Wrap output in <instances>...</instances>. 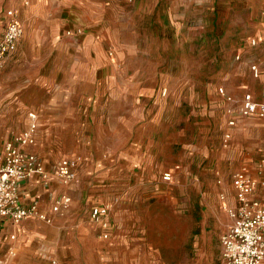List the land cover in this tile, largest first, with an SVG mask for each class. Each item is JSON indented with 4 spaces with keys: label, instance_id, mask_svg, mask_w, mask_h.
<instances>
[{
    "label": "rangeland",
    "instance_id": "obj_1",
    "mask_svg": "<svg viewBox=\"0 0 264 264\" xmlns=\"http://www.w3.org/2000/svg\"><path fill=\"white\" fill-rule=\"evenodd\" d=\"M87 1L91 12L87 24H79L82 35L72 39L64 30L75 24L64 25L58 34L63 41L37 44L30 51L41 56L48 51L98 53L103 58L96 63L104 83L118 79L111 70L120 68L130 73L121 77L126 83L138 79L142 85H152L154 96L166 86L163 118L147 125L150 140L70 139L65 132L41 131L36 146L49 171L59 158L97 146L105 153L104 165L79 178L72 207L51 222L26 218L15 231L9 223L0 224V264H52V260L56 264H218L220 237L228 225L220 207L218 176L223 182L231 176L218 168L226 152L221 88L226 90L227 81L235 84L240 64L251 72L252 63H242L244 56L264 53L255 47L264 35V0ZM102 13L104 20L121 17L127 22L113 26L112 20L107 21V28L92 25ZM45 31L41 29V36ZM48 58L53 69L49 72L55 73L61 59ZM35 70L14 68L8 70L11 78L2 77L0 149L5 139L26 126L32 101L41 96L34 81H29ZM67 73L47 76L51 81H69ZM134 146L142 160L131 169L105 161L109 151ZM146 155L149 161L144 163ZM170 167L176 168L174 178L165 180L162 171ZM53 184L56 191H64L59 181ZM36 188L33 199L47 208L51 194L37 195L44 188ZM87 195L109 204L110 236L104 238L95 229ZM10 241L17 246L11 258L7 257Z\"/></svg>",
    "mask_w": 264,
    "mask_h": 264
},
{
    "label": "crops",
    "instance_id": "obj_2",
    "mask_svg": "<svg viewBox=\"0 0 264 264\" xmlns=\"http://www.w3.org/2000/svg\"><path fill=\"white\" fill-rule=\"evenodd\" d=\"M56 1L57 0H0V38L7 20V9H12L14 11L23 28V33L17 42L15 51L6 57L3 67L0 69V84H3V75L7 78L12 77V74H10L8 70L14 68L19 69L21 67L25 69L26 67L37 69L29 80L30 82L34 81L36 92L41 93V96L34 98L35 100L32 101L33 103L30 107L33 109H29L36 112L38 123V127L35 131V143L29 148L34 150V152L42 158L47 168L45 158L42 157L40 151H37L38 149L36 146V136L39 135L41 131L48 135H57L61 132H65L70 139H91L96 141L106 138L111 140L137 139V141L145 138L148 140L152 139V133L147 125L159 122V120L160 122L162 121L165 102L162 97L167 92L166 86L162 87V89L166 88L165 93H163L161 89V91L154 96V88L152 85H142L141 81L138 79H132L131 82L126 83L124 81L125 79L122 78L124 75L129 77L130 73L128 74L125 70L120 68H113L111 70V73L117 76L118 79L111 80L109 83H104V78L101 79V75H99V71L102 70V68L98 69L97 65H99V62L96 63L99 60L100 62L103 61L102 56L98 53L78 54L72 51H48L44 52V56H41L39 52L30 51V49L33 50L37 44L57 45L59 39L63 41L58 34L64 25L75 24L73 28H67L74 33L72 35L67 34L72 39L76 40L80 34L82 35L83 32L76 34L75 30L81 27L79 24L86 23L89 20L86 18V15L88 11L91 12L90 8H88L91 1L59 0L58 2H60V4L58 2L56 3ZM100 6L101 8L99 7V10L102 9L103 11L105 6L103 4H100ZM105 20L103 19V13L99 14L97 20L92 23V25L96 27L101 25L107 28L109 27L106 25L107 21L112 20L111 23L113 26L123 25L127 22L122 21L121 17ZM88 27H90V25H88ZM43 28H46V34L41 36L40 32ZM30 29H33L31 33L29 32ZM35 29L36 31H34ZM67 29L64 30V34H66ZM259 38L257 46L255 47H259L264 52V35H262V37L260 35ZM250 40L251 39H248V42ZM49 56L61 59V61L55 65V73L49 72V70H53L48 66ZM82 61H86V65H84ZM242 63L246 65L249 63H256L259 67V75H254L252 64L249 67L252 73L247 71L246 68L243 69L244 67L240 64L241 71L234 82L235 84L227 81L226 90H222V100L224 102L222 144L225 133H231L228 144H224L225 146L223 145L226 149L225 154H223L225 160H220L218 163V168L223 171L224 175L227 171L231 172V176L228 179L225 177L226 180H224V182L223 177L220 175L218 176V182L219 185H221V190L219 191L220 207L226 213L225 216L228 221L227 228L223 233L227 231L232 222V217L224 205L227 204L230 207H235L238 204L234 186L235 171L241 167H246L251 176L260 178L261 175L258 173L257 166L258 163L264 159L263 119L257 115H244L239 109L246 92H250L253 98L257 100L262 99L264 96V53L259 56L252 53L250 56H244ZM46 69L49 75H59L62 72L65 73L68 71L69 73L67 74L71 76V79L69 81H58L56 78L55 81H51L49 76H47ZM38 70H42L40 74H38ZM133 70H135L136 73H143L141 69ZM27 73L28 70H25L24 76H27ZM37 75L40 79H33V77ZM77 77L78 79H76ZM262 83L263 87L261 86ZM230 119H234L235 123L230 124ZM26 120H28L27 117ZM41 125H43V128ZM146 129H148V131ZM80 135L83 137H80ZM7 139H5V141ZM5 141L0 152L3 151ZM139 153L140 151L136 149V146L127 148L125 151L117 147L112 152L109 151V159L105 161H107V164L110 166H125L129 170L142 160V156H139ZM65 156H75L78 159L77 174L73 180L68 183H62L55 175L50 174L48 176V183L43 184L41 175L34 174L24 183L21 193V200L23 202H28L33 199L31 192L35 186L38 187L36 189L44 188L42 192L36 193L37 195H42L44 192L49 195L51 194L48 207L43 208L40 203L39 207L42 211L46 212L52 220H54L57 214L62 213L54 211L52 207L54 197L61 192L53 188L55 186L53 183L59 181L64 187V191L62 192L70 195L71 199L69 205L63 212L68 211L75 201L72 198V194L74 195V188L79 178H82L85 172L97 171L100 166L104 165L103 157H105V153L102 148L97 146L93 149L89 148L87 151L75 150L71 154ZM147 161H149V159L146 155L144 163ZM165 171H169L171 173V178H174L173 174L176 171L175 167L165 169L162 173ZM217 173L220 172L217 171ZM223 194L225 195L224 198H222ZM254 196L264 197L263 185L258 187ZM85 201L91 203L90 209L94 205L105 202L98 200L96 197H93V195H87ZM6 223L11 224L13 231H15L20 221L14 224L9 218L1 217L0 224ZM93 223L98 234L101 236L103 231L99 225L95 222ZM111 229L112 221L109 218V227L107 230L109 236L111 235ZM11 236L14 238V234L9 235V238L13 239ZM9 246H14L16 253L17 246L15 243L11 242ZM218 264H224L221 237ZM262 264H264V262Z\"/></svg>",
    "mask_w": 264,
    "mask_h": 264
},
{
    "label": "built area",
    "instance_id": "obj_3",
    "mask_svg": "<svg viewBox=\"0 0 264 264\" xmlns=\"http://www.w3.org/2000/svg\"><path fill=\"white\" fill-rule=\"evenodd\" d=\"M7 20L0 38V69L3 67L6 57L15 51L17 42L23 33L16 14L12 9L6 10ZM82 32L81 27L76 28L75 33ZM66 34H74L70 29ZM255 43L256 39H252ZM255 76L259 75V67L252 65ZM223 90V88H221ZM166 92V88L162 89ZM244 115H257L264 122V96L262 99H254L250 92H246L239 106ZM27 124L5 141L3 151L0 152V218L7 217L12 223L23 219L36 217L46 222L52 218L42 211L37 199L28 202L21 200L24 183L34 174L41 175L43 184L48 183V176L54 174L62 183H68L76 177L78 159L75 156H63L59 158L49 171L41 157L29 147L35 143V131L38 127L37 114L33 110L27 112ZM230 124L235 120L230 119ZM264 129V123H263ZM230 132L225 133L224 144L227 145ZM260 178L251 176L246 167H241L234 173V186L238 204L224 207L229 211L232 222L229 228L221 236L222 257L224 264H262L264 262V197L254 196L260 185L264 186V159L258 163ZM163 179L169 180L171 173L165 171ZM225 195H222L224 198ZM70 195L65 192L58 193L53 199V210L62 212L70 202ZM108 203H101L91 207L90 218L103 233L108 236L109 227ZM13 238V236H11ZM14 246L7 249V257L15 256ZM8 259V258H6ZM56 264L55 260L51 261Z\"/></svg>",
    "mask_w": 264,
    "mask_h": 264
}]
</instances>
